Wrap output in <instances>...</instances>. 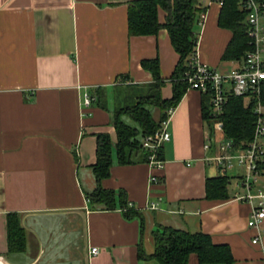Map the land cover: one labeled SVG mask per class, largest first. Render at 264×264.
I'll return each instance as SVG.
<instances>
[{"label":"crops","instance_id":"crops-1","mask_svg":"<svg viewBox=\"0 0 264 264\" xmlns=\"http://www.w3.org/2000/svg\"><path fill=\"white\" fill-rule=\"evenodd\" d=\"M131 1L0 0V264H159L149 256L154 233L165 226L209 233L231 247L233 264H264V221L259 229L249 226L253 204L240 198L247 194L244 168L225 173L213 159L222 136L203 117L198 90L187 89L169 118L172 138L163 145L161 169L120 164L114 154L102 186L122 190L137 216L90 205L87 193L98 184L97 135L109 133L117 142V107L155 81L143 59H160L163 96L174 94L179 53L167 29L130 35ZM198 4L206 19L198 15L197 57L227 71L237 60H222L232 36L218 24L222 6ZM165 17L161 9L160 20ZM98 88L105 89L109 109L97 104ZM87 93L94 101L86 107ZM160 114L159 108L155 119ZM219 175L232 177L229 199L207 196V179ZM262 190L264 174L253 185L255 193ZM10 213L25 229L22 252L10 251ZM94 246L100 253L92 254ZM190 264H200L197 254Z\"/></svg>","mask_w":264,"mask_h":264},{"label":"trees","instance_id":"trees-1","mask_svg":"<svg viewBox=\"0 0 264 264\" xmlns=\"http://www.w3.org/2000/svg\"><path fill=\"white\" fill-rule=\"evenodd\" d=\"M200 0H132L129 3L130 35H156L161 29H167L173 47L179 53V63L173 74V97L164 98L162 87L165 78L162 76L160 59H143L145 69L149 70L155 81L147 86L144 93L136 100L118 106L114 112L118 140L114 142L109 133L97 135V161L93 164L97 187L88 194L90 205L94 209L116 210L121 207L129 219L135 218L139 211L129 207V202L122 190L104 188L102 181L109 177L114 162V154L120 164L147 163L151 152L144 149L143 142L148 134L160 129L168 120V111L177 107L189 89L185 76L188 70L187 59L196 53L198 35L195 32L198 15L201 10ZM224 5L219 14V26L231 31L232 36L227 44L222 60H242L247 52L254 49L248 34V22L245 12L241 9L240 0H223ZM166 12L165 22L159 18L160 10ZM258 100L245 101V97L230 95L221 120L223 131L228 139L233 140L237 149L245 147L256 134L259 115L256 107L259 101L264 105V84ZM202 92V91H201ZM96 102L100 107L108 108L107 93L104 88L95 91ZM210 95L202 92L203 117L214 128L216 118L212 115ZM153 107L160 108L159 119H155ZM264 116V114H263ZM132 119L136 124L130 123ZM157 152V159H163V146ZM259 173L264 174V152L258 163ZM232 177L219 175L208 178L206 183L207 196L213 200L229 199V186ZM8 240L11 252H22L26 249L25 229L16 213L8 215ZM155 253L149 258H156L159 264H190V257L197 254L200 264H233L235 262L232 249L226 244H216L209 233L189 232L165 226L161 232L154 233Z\"/></svg>","mask_w":264,"mask_h":264},{"label":"built area","instance_id":"built-area-1","mask_svg":"<svg viewBox=\"0 0 264 264\" xmlns=\"http://www.w3.org/2000/svg\"><path fill=\"white\" fill-rule=\"evenodd\" d=\"M216 1L221 6L223 0ZM241 9L245 12L248 22V34L254 49L247 52L242 60H237L234 67L223 71L217 67H210L199 61L194 53L187 59V76L189 88L202 91L210 95L212 105V115L216 118L214 130L216 134L222 136L219 143V153L213 159L217 164L223 166V171L233 169L237 164L244 168L242 186L247 189V194L240 198L253 204L250 214L249 226L259 229L264 221V191L255 193L253 185L258 181L261 173L258 171V163L261 161L264 152V105L259 101L256 112L259 115L256 127V134L252 141L246 143L245 147L237 149L233 140L226 137L223 131V121L221 115L225 110L230 95L245 97L249 103L251 100H258L261 97L264 84V0H240ZM199 6H201L199 4ZM206 17L204 10L200 12L203 22ZM94 101V97L87 93L84 105L87 107ZM175 107L168 111V120L164 121L159 130L148 134L143 142L144 149L151 152L149 163L155 168L161 169L164 161L157 159V152L167 141H170L172 134L169 131L170 117ZM206 147H210L209 144ZM236 148L235 151L233 149ZM152 180L157 181V177L152 176ZM133 204L129 202V207ZM156 207L155 204H152ZM257 244L261 242V234H257L253 240ZM92 254L100 253L99 248L94 246Z\"/></svg>","mask_w":264,"mask_h":264},{"label":"rangeland","instance_id":"rangeland-1","mask_svg":"<svg viewBox=\"0 0 264 264\" xmlns=\"http://www.w3.org/2000/svg\"><path fill=\"white\" fill-rule=\"evenodd\" d=\"M125 89H123V90H121V95H125L126 93H125V91H124ZM116 97L118 98V97H120L119 96V93H118V95H117V93H116ZM153 114H154V117H157V114H158V108H156V107H153ZM130 123H132V124H136V122L135 121H133L132 119L130 120V119H127Z\"/></svg>","mask_w":264,"mask_h":264}]
</instances>
